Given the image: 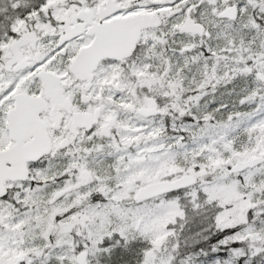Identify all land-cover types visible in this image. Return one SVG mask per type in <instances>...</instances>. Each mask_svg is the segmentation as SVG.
I'll return each instance as SVG.
<instances>
[{"label":"snow or ice","instance_id":"obj_1","mask_svg":"<svg viewBox=\"0 0 264 264\" xmlns=\"http://www.w3.org/2000/svg\"><path fill=\"white\" fill-rule=\"evenodd\" d=\"M0 264H264V0H0Z\"/></svg>","mask_w":264,"mask_h":264}]
</instances>
